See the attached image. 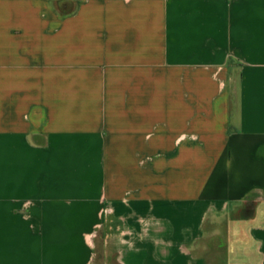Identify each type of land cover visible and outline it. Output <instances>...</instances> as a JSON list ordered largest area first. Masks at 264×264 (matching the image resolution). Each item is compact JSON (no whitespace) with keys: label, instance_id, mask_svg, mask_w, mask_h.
Returning <instances> with one entry per match:
<instances>
[{"label":"crops","instance_id":"0c3cea01","mask_svg":"<svg viewBox=\"0 0 264 264\" xmlns=\"http://www.w3.org/2000/svg\"><path fill=\"white\" fill-rule=\"evenodd\" d=\"M0 0V264H264V0Z\"/></svg>","mask_w":264,"mask_h":264},{"label":"water","instance_id":"95a60500","mask_svg":"<svg viewBox=\"0 0 264 264\" xmlns=\"http://www.w3.org/2000/svg\"><path fill=\"white\" fill-rule=\"evenodd\" d=\"M53 6L60 15H67L74 11L76 4L73 0H55Z\"/></svg>","mask_w":264,"mask_h":264}]
</instances>
